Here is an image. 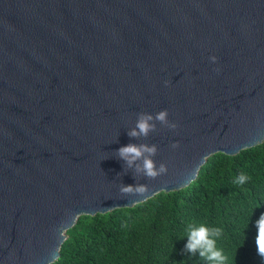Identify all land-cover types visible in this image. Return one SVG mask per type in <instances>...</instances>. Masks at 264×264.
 I'll return each instance as SVG.
<instances>
[{"label":"water","instance_id":"95a60500","mask_svg":"<svg viewBox=\"0 0 264 264\" xmlns=\"http://www.w3.org/2000/svg\"><path fill=\"white\" fill-rule=\"evenodd\" d=\"M141 113L155 130L131 137ZM263 142L264 0H0V264H51L80 215ZM128 144L167 172L127 165Z\"/></svg>","mask_w":264,"mask_h":264},{"label":"trees","instance_id":"16d2710c","mask_svg":"<svg viewBox=\"0 0 264 264\" xmlns=\"http://www.w3.org/2000/svg\"><path fill=\"white\" fill-rule=\"evenodd\" d=\"M243 173L242 185L234 180ZM264 213V142L230 156L208 157L187 187L132 207L80 215L51 264H212L185 250L186 228L219 227L225 264H264L255 222Z\"/></svg>","mask_w":264,"mask_h":264},{"label":"clouds","instance_id":"9594fccd","mask_svg":"<svg viewBox=\"0 0 264 264\" xmlns=\"http://www.w3.org/2000/svg\"><path fill=\"white\" fill-rule=\"evenodd\" d=\"M213 62L216 57H210ZM167 84L168 82L165 81ZM167 110H162L158 112L155 116V120L166 125L170 129H176L177 125L175 123H169ZM153 120V116L150 114L141 113L139 114L136 129L130 131L128 134L131 137L145 136L155 130V125L150 123ZM178 142H174L171 147H178ZM120 159L125 161L129 166L133 164L134 161L142 160V166L137 169V171H142L144 176L148 179H155L157 176L165 174L167 172V167L165 164L161 163L157 168L154 161L150 158L156 154V146H147L144 144L135 145L128 144L122 146L117 150ZM147 154V155H145ZM249 177L243 173L239 175L234 180L237 185L244 184ZM133 191L143 194L147 191L146 185L140 186H122L120 193L123 196L131 194ZM256 227V248L257 254L264 259V213L255 222ZM187 231V243L185 244V250L189 253L196 254L199 253L201 258L206 259L212 264H225L226 257L223 255L222 250L218 249L216 246V239H218L223 232L222 228L219 227H206L204 225L194 226L189 224L186 228Z\"/></svg>","mask_w":264,"mask_h":264}]
</instances>
